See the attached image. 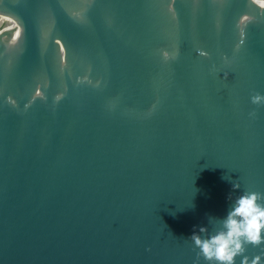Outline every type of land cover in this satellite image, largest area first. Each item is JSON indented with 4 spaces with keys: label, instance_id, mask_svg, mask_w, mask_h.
<instances>
[{
    "label": "water",
    "instance_id": "95a60500",
    "mask_svg": "<svg viewBox=\"0 0 264 264\" xmlns=\"http://www.w3.org/2000/svg\"><path fill=\"white\" fill-rule=\"evenodd\" d=\"M256 93L264 0H0V264H194L264 192Z\"/></svg>",
    "mask_w": 264,
    "mask_h": 264
},
{
    "label": "clouds",
    "instance_id": "9594fccd",
    "mask_svg": "<svg viewBox=\"0 0 264 264\" xmlns=\"http://www.w3.org/2000/svg\"><path fill=\"white\" fill-rule=\"evenodd\" d=\"M22 30L16 33L14 42L20 39ZM204 55L205 53H201ZM165 60L171 58L168 51L163 52ZM59 99V98H58ZM251 102L257 106H264V94L256 93ZM255 118L256 112L249 113ZM228 180L233 190L241 189V184ZM209 224L213 226L210 233L208 227H200L189 238L194 244L196 260L194 264H264V253L255 256L247 254L248 247L260 248L264 246V192L245 189L235 197L226 216L222 218L210 217Z\"/></svg>",
    "mask_w": 264,
    "mask_h": 264
}]
</instances>
